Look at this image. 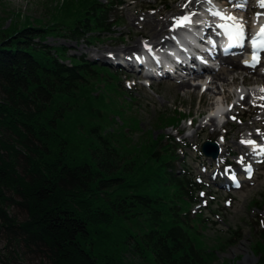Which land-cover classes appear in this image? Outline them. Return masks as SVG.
<instances>
[{
  "label": "trees",
  "instance_id": "16d2710c",
  "mask_svg": "<svg viewBox=\"0 0 264 264\" xmlns=\"http://www.w3.org/2000/svg\"><path fill=\"white\" fill-rule=\"evenodd\" d=\"M58 2L64 14L52 28L0 32V264H113L101 262V243L110 248L114 230L95 225L116 222L128 251L151 264H214L216 250L200 230L206 220L191 212L203 188L183 165L178 139L131 138L138 120L111 127L92 103L100 96L95 85L112 84L119 70L44 43L52 35L90 42L114 34L115 12L127 0ZM177 113L162 120L164 128L183 121ZM39 118L56 132L38 127ZM12 206L22 217L9 214ZM259 239L253 264H264V229Z\"/></svg>",
  "mask_w": 264,
  "mask_h": 264
},
{
  "label": "rangeland",
  "instance_id": "374dc122",
  "mask_svg": "<svg viewBox=\"0 0 264 264\" xmlns=\"http://www.w3.org/2000/svg\"><path fill=\"white\" fill-rule=\"evenodd\" d=\"M58 3V0H0V32H7L12 28L20 29L24 26L51 27L49 22L52 19H58L57 15L64 14L56 8ZM178 5L182 6L179 0H127L126 5L115 12V17L119 18L120 26L115 29L114 34L100 35L96 40H89L90 42L74 40L65 35H52L44 43L51 48L62 47L67 50L68 57L84 58L91 63L114 70L115 68L111 66L113 62L119 60H122L123 63L126 62L127 57L142 50L148 42L141 35L136 38H131V35L148 30L149 26L145 25V21L151 20L155 12L163 11L168 14ZM53 8H55V12ZM79 13L82 12L79 11ZM180 17L181 15L176 16L169 24V29L174 28L177 18ZM75 19L74 15L65 18L62 24L55 25V28L67 27ZM135 41L138 43V49L132 50L133 52L128 56H125L123 52L120 54L117 51V54L111 52L113 49L120 50L124 46H129ZM100 53H103L102 56ZM231 58L235 59V56H231ZM127 63L130 64L131 61H127ZM251 72L253 73L254 70ZM251 72L243 71V75L250 77L252 76ZM117 73L119 78L116 81L112 80V84L107 83L106 85L100 82L95 85L100 96H98L99 99L93 100V108L100 109L102 118H107L111 123L110 126L115 129H120L124 124H127V120H138L139 129L137 132L129 133L131 138L143 137L142 139H144L146 136V140L150 138L152 141L160 135L169 139V137H178V132L182 133L177 138L179 140L177 145L183 147L180 151L183 165L199 180L204 194L202 196L199 193L200 204L193 207L191 212L193 215L201 213L202 218L206 220L201 224L200 230L204 235V243L209 248L216 250L217 261L214 264L255 263L258 260L255 247L264 229V225H262V221H264V159L262 163L253 164L254 173H246L241 169L243 168L242 164L238 163L240 160L232 155L229 149H236L242 144L243 132L244 134L248 133V130L242 128L246 124H250L255 117L250 114L251 107L249 105L254 104L257 98L253 97L249 102H243L236 108L240 112L238 119L232 121L227 118L229 123L217 124V132H213L209 120L211 111L216 108L217 102L209 94L202 98L201 91L194 92L193 88L184 91L180 85L181 80L165 78L150 81V86H144L139 80L142 78L141 74L137 72L121 69ZM213 74L230 79L231 84L227 87L228 104L231 106V104L238 103L239 96L236 86L242 79L232 82L234 74L230 72V68L225 62H222L220 70L211 72L210 76ZM109 84L117 87L110 90ZM257 84H259V88L256 84H245L244 90L262 89V83ZM130 98H132L129 101L131 103L126 102ZM119 106H122V110L117 116L116 112ZM242 107L245 109L240 111L243 109ZM176 113L183 118V121L177 124L175 129L164 128L165 123L162 120L165 117L174 116ZM192 119L194 122L191 125ZM93 121L97 124V120ZM38 124V127L45 128L50 134H52V130L55 131L46 124L45 118L44 120L39 118ZM110 126L107 127V133L112 132L109 130ZM151 126L155 129L152 130ZM202 126H206L207 129L202 130ZM47 127L49 129H46ZM254 131L258 133L259 130L255 128ZM144 133L146 134L144 135ZM224 134H227V139L220 146L222 154L218 159L212 160L200 152L202 143L209 140L216 143L223 142L220 136ZM50 136L52 140H54L53 136L56 137V135ZM167 147V143L163 142V149ZM252 163L250 158L246 165L251 164L252 166ZM177 167L180 169L181 166L177 164ZM232 178L237 181V184L231 183ZM224 183L233 188H224ZM7 210L12 216L22 217L20 211L14 206L8 207ZM95 226L100 228L102 233L108 228L114 230L111 231V236H115V238L111 240L112 244H108L111 247L108 248L105 243H101L102 247L107 249L105 259H102L101 262L111 258L113 264H119L118 259L120 258L124 264H151L149 260L140 258L135 251H128L132 248L121 240V225L117 222L96 224ZM4 245L5 241L0 233V248H3ZM100 251L99 247L97 252Z\"/></svg>",
  "mask_w": 264,
  "mask_h": 264
},
{
  "label": "bare ground",
  "instance_id": "6f19581e",
  "mask_svg": "<svg viewBox=\"0 0 264 264\" xmlns=\"http://www.w3.org/2000/svg\"><path fill=\"white\" fill-rule=\"evenodd\" d=\"M178 1V0H176ZM225 1V0H224ZM182 6H177L175 9L171 11V13H164L163 11H157L154 14V17L151 20L145 21V25L149 26L148 30H143L138 32L136 35H131V38H136L138 35L143 36L148 40V44L152 45L154 48H163L165 47L168 43L171 42L172 36L171 34H174L178 28L177 26L169 29V24L176 18V16L181 15V17L187 15V12H190L192 15L196 10L201 9L204 5L202 4L201 0H179ZM238 3V2H236ZM211 7L209 9L213 8L215 6L216 9L222 10L223 12L227 14H231L233 16H237L241 11L239 8H235L231 11H229L227 8H224V6L218 7L217 5L210 4ZM184 6V7H183ZM209 6V5H208ZM207 7V6H206ZM263 12V14L260 17V21L263 23L264 21V8H260ZM194 16V15H193ZM215 17V16H214ZM222 23H230L229 21H223L219 20ZM261 22H258L254 24V29L250 32L247 26H245V36H254L257 32H259V28L261 25ZM191 25V23L189 24ZM247 33V34H246ZM185 36H188L187 33H184ZM180 41H183V37H179ZM231 43V42H230ZM138 49V43L133 42V44H129V46H124L120 50H111L112 53L114 54H120L123 52L125 56L130 55L132 50ZM117 51V52H116ZM103 53H100L102 56ZM262 56L264 57V52L261 53ZM160 56L163 58L164 55L161 53ZM257 56V55H256ZM252 57L253 53H250L245 59L242 61H238L234 58H231L230 55H226L222 58V60L228 64V67L230 68V72H232L234 75L232 77V82L238 81L239 79H242V81L236 86V91L238 92V95L240 96L239 100H242L243 102H249L251 98H257L256 103L253 104L250 110V114L254 115L255 117L252 119V122L250 124H246L242 129L248 130V133L243 132V136L249 135L251 137L250 140L248 141H254L255 144H241L236 149H229L230 152H233L235 154H239L243 156V161L247 162L250 160V158H253L252 155L262 156L264 157L261 148L264 149V99H261L264 97V92L260 90H255V89H249V90H244L241 85L244 84H257V83H263L264 84V72L258 71L257 68L251 67L252 63ZM245 61L248 62V64H245ZM253 71L252 76L248 75H243V71ZM211 82H208L205 86L206 89L204 92H202V98L206 97L208 94L213 98L216 99V104L217 109H212L211 113H221L222 107L225 105V101L227 100V87L231 84L230 79L226 77H222L219 74H213L211 76ZM205 82V74H199L196 73L194 74V77L191 78L190 80H182L180 82V85L183 87L184 91L187 89H192L193 91H202V88H204V83ZM240 86V88H238ZM243 96V99L241 98ZM210 125L213 130V132H217V119L215 117L210 118ZM255 128H259L260 132L256 133L254 131ZM206 126H202V130H206ZM227 139V134H224V140L226 141ZM257 141H261V144L257 143ZM217 145L222 146V142L219 141L217 142ZM248 146H251L250 149ZM222 154V150H219V156ZM254 161H258L254 158ZM253 167V166H252ZM245 170L248 171H253L254 169L249 166H243ZM242 169V168H241Z\"/></svg>",
  "mask_w": 264,
  "mask_h": 264
},
{
  "label": "snow or ice",
  "instance_id": "6c2138e0",
  "mask_svg": "<svg viewBox=\"0 0 264 264\" xmlns=\"http://www.w3.org/2000/svg\"><path fill=\"white\" fill-rule=\"evenodd\" d=\"M206 3L211 4L212 0H205ZM229 3L233 4V7L243 9L247 3L248 0H239L238 3H233V0H228ZM257 6L260 8H264V0H257ZM211 15L218 17L219 19L223 21H229L230 23H222L217 25V27H220L224 30V33L228 36L229 40L233 44H240L242 45L245 40V22L242 19H239L231 14H227L223 12L222 10H218L213 6V8L209 9ZM194 15V14H193ZM256 16L259 17L260 13H256ZM190 22V17L185 15L183 17L177 18L176 26L184 25L185 23ZM252 48H253V57H252V63L251 67H255L258 63V58L256 56V50L258 49H264V24L260 25V30L257 32L253 38H252ZM245 64H248L247 61H245ZM261 71H264V69H261ZM261 91H264V88L261 89ZM243 99V97H241ZM261 99H264L262 97ZM215 115H219V113H215ZM232 119H236L235 117H232ZM242 143L247 144H255L254 141H242ZM261 151H264V149H261ZM250 172V169H248ZM250 178V177H249ZM239 186V185H237ZM203 196L204 194L201 193ZM262 225H264V221H262Z\"/></svg>",
  "mask_w": 264,
  "mask_h": 264
},
{
  "label": "water",
  "instance_id": "95a60500",
  "mask_svg": "<svg viewBox=\"0 0 264 264\" xmlns=\"http://www.w3.org/2000/svg\"><path fill=\"white\" fill-rule=\"evenodd\" d=\"M202 150H203L204 154L207 156H211L212 158L217 157L218 152H217V145L215 143L206 141L202 145Z\"/></svg>",
  "mask_w": 264,
  "mask_h": 264
}]
</instances>
